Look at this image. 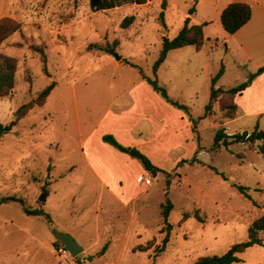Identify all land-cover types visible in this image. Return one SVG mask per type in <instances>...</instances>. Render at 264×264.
<instances>
[{"label": "rangeland", "instance_id": "1", "mask_svg": "<svg viewBox=\"0 0 264 264\" xmlns=\"http://www.w3.org/2000/svg\"><path fill=\"white\" fill-rule=\"evenodd\" d=\"M171 1L175 3L166 10L164 27L159 15L167 0L97 12L90 0H0V20L11 18L22 26L1 50L17 60L18 70L12 95L0 99V123L17 122L0 139V199L23 200V205L0 206V264H194L248 239L250 225L264 214V158L258 152L263 141L213 151L221 110L231 96H223L214 104L215 115L204 118L217 69L209 51L192 46L173 50L157 73L159 84L187 112L164 100L140 72L156 78L153 65L163 37H175L185 23L191 0ZM127 16L135 21L123 29ZM90 44L115 45V54L89 50ZM34 47L47 55V74ZM236 74L238 70L230 71L222 87L233 85ZM52 82L56 87L46 104L19 120V108ZM246 121L225 123L227 134L251 133L257 126L264 130V120ZM105 136L137 149L162 173L155 177L138 160L132 163ZM196 158L201 163L191 165ZM95 160L113 164L119 195L127 201L139 197L129 206L141 215L133 232L130 210L102 186L90 166ZM99 173L106 181L113 178ZM144 174L154 178L149 191L141 187ZM238 186L248 188L252 199ZM168 200L173 228L160 253ZM24 207L43 209L53 224L27 215ZM186 213L190 218L182 222ZM55 231L71 234L86 250L73 258ZM125 238L129 245L123 248ZM149 242L152 249L136 251ZM106 244L105 256L97 258ZM240 258L239 264H264V246H254Z\"/></svg>", "mask_w": 264, "mask_h": 264}, {"label": "trees", "instance_id": "2", "mask_svg": "<svg viewBox=\"0 0 264 264\" xmlns=\"http://www.w3.org/2000/svg\"><path fill=\"white\" fill-rule=\"evenodd\" d=\"M137 4V5H145L147 0H90V6L94 12L97 11H107L117 7H121L124 4ZM165 10L166 4L162 3V11L159 15V20L161 24L166 27L165 23ZM194 8L189 10L190 14L194 13ZM252 18V8L249 4L246 3H234L230 4L225 8L221 15V22L223 28L227 33L233 35L237 33L242 27H244ZM135 21V16H127L121 27L123 29H128ZM206 24L195 25L191 23V19L187 18L183 27L177 33V35L173 38L163 37L162 39V48L159 54L158 59L153 65V72L155 77L160 69V67L165 63L169 52L173 50L183 49L186 47H195L197 51H200L206 44L207 40L204 34V27ZM22 26L19 22L11 18H4L0 20V99L7 98L12 95L15 83H16V74L18 70L17 60L13 57L3 55L1 50L7 39H9L12 35L20 32ZM118 42H115V45H118ZM115 45L101 47L97 44H90L87 49H96L100 52H105L109 54H115ZM37 53L41 55L42 62L44 63V71L47 74V55L42 48H33ZM123 63L127 65H132L136 67L134 64L129 62L126 59H123ZM143 79L147 81L154 91L158 93L164 100L170 103L172 106L183 110L185 112L188 111L187 106L182 105L178 102H175L171 99L168 94V91L165 87L159 84L158 78L152 79L148 77L143 70H140ZM264 72V68H261L257 73L251 74L249 79L238 85L237 87L231 89H225L224 87H218L219 80L223 77L225 73V65L221 64V68L219 72L211 79V88H210V102L205 107V115L204 118L212 117L215 115V112L211 114L214 104L219 102L223 96L229 95L231 96V103L225 108L221 110V127L217 130L215 135V141L213 145V151H218L223 147L229 148L235 144H254L258 141H263V145L259 148V154H261L264 158V130H261L258 126L251 133L244 131L243 133H238L235 135L227 134V130L225 128V123L228 120H233L236 118L237 114V106L232 101V98L236 95H241L243 91H245L252 83V81L261 73ZM56 87V83L52 82L48 87H46L36 99L31 100L28 104L21 106L18 110L19 120L24 118L29 111L36 107H43L46 104L47 99L53 92ZM231 110L230 112H227ZM216 117V116H215ZM202 119V118H201ZM192 121L196 123L193 119ZM17 125L16 121L11 122L8 125H3L0 123V139L6 134L9 133L13 127ZM104 140L115 148L119 149L123 153H126L138 160L145 167L147 171L157 177L162 173V170L155 167L151 161L144 156L137 149H128L119 144L113 137L105 136ZM187 163L182 162V164ZM196 163H201L197 158L191 161V164L194 165ZM170 176V175H168ZM170 184V180L167 181ZM170 186V185H169ZM239 190L246 195L249 199H252L250 194H248V188L244 186H238ZM169 190L167 191V194ZM11 202H19L23 205V200L17 197H4L0 199V206L3 204L11 203ZM173 209V204L169 200L166 205L163 207L162 215L164 217V227L161 230L162 233L166 232V236L163 240L162 247L157 252H164L167 244L170 241L171 230L173 226L169 223V216ZM24 212L29 216L36 217H44L48 220L50 224H53V219L51 215L45 212L43 209L29 210L27 208H23ZM190 218V215L186 213L182 222L186 221ZM196 218L203 222V219L196 214ZM264 235V214L256 219L248 229V239L242 243H238L233 245L229 251L223 255H214V256H205L199 258L194 264H239L242 262L240 255L245 253L248 249L254 246H264V239L262 238ZM108 248V244L97 254V258H100L106 254ZM153 248V242H149L148 245L143 246L140 245L137 247L136 251L138 252H147Z\"/></svg>", "mask_w": 264, "mask_h": 264}, {"label": "crops", "instance_id": "3", "mask_svg": "<svg viewBox=\"0 0 264 264\" xmlns=\"http://www.w3.org/2000/svg\"><path fill=\"white\" fill-rule=\"evenodd\" d=\"M191 2V7L188 9L185 15V20L189 18L191 19V23L195 25L206 24L204 27V34L207 42L200 51H209L210 60L216 66L215 68H217L216 74L219 72L221 64L224 63L225 65V73L219 80L217 85L218 87H222V85H224V79H226L227 75L230 74V71L235 70L237 72L238 70L239 75L236 74V77L231 83L233 85H230L229 88H225L223 86L225 89L237 87L238 85L246 82L251 74H255L261 68H264V0H191ZM167 3L168 4L166 10L170 7V4L175 2L167 0ZM234 3L249 4L252 8V18L237 33L230 35L223 28L221 15L227 6ZM207 6L209 7L208 10ZM192 8H194L195 11L193 14H190L189 10ZM229 63L232 64V68L228 67ZM232 101L237 106V114L235 119L226 121V125L234 122L237 123L239 121L247 122V119L251 120L249 123L252 124L260 123L261 121H263L264 72L258 75L252 81L251 85L245 91H243L241 95L234 96L232 98ZM128 157V159L132 163H135L134 158H131L130 156ZM90 166L92 170L97 174V176L101 178L102 186L108 190V193L115 199L114 201L118 202L121 206H123V209L127 210L128 212V210H130V204H132L133 202H137L139 200V197L131 198L129 201H127L124 197L119 195V191H115L114 188L117 187L119 180L117 177H114V174H111V172H114L115 170L113 164L107 161L95 160L94 163L92 162ZM98 171L103 172L104 175H107L109 178H113L109 179V181H106V179H104V177H102ZM106 172L108 174H105ZM145 177L152 176L148 174H144L142 176L143 184L141 181V187L145 186L149 191L154 187V182L152 183V185L145 184ZM121 178L123 180L128 179L125 174H123ZM122 179L120 180V184L124 183L122 182ZM180 179L181 177H177L176 182L179 183ZM112 180L115 181L114 187ZM127 181H129V179ZM142 195H140V197ZM129 213L131 214L130 229L133 232V230L138 225V221L141 215L133 212L132 210H130ZM136 214L137 217L135 218ZM128 245L129 238H125L123 248L128 247ZM85 250L86 248H84V251Z\"/></svg>", "mask_w": 264, "mask_h": 264}, {"label": "water", "instance_id": "4", "mask_svg": "<svg viewBox=\"0 0 264 264\" xmlns=\"http://www.w3.org/2000/svg\"><path fill=\"white\" fill-rule=\"evenodd\" d=\"M117 60H121V57H117ZM46 195L41 197L39 200L41 202L46 201ZM55 238L61 242L69 251L71 256L73 258H76L77 256L81 255L84 252V248L78 243V241L69 233L64 232H54Z\"/></svg>", "mask_w": 264, "mask_h": 264}, {"label": "built area", "instance_id": "5", "mask_svg": "<svg viewBox=\"0 0 264 264\" xmlns=\"http://www.w3.org/2000/svg\"><path fill=\"white\" fill-rule=\"evenodd\" d=\"M144 182H145V184H147V185H152V183H153V178H152V177H145V178H144Z\"/></svg>", "mask_w": 264, "mask_h": 264}]
</instances>
